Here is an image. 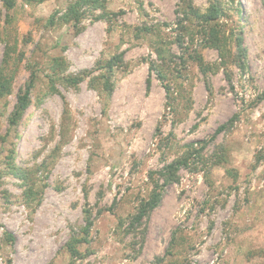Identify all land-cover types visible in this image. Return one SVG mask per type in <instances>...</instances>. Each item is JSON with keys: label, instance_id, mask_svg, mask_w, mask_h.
<instances>
[{"label": "rangeland", "instance_id": "obj_1", "mask_svg": "<svg viewBox=\"0 0 264 264\" xmlns=\"http://www.w3.org/2000/svg\"><path fill=\"white\" fill-rule=\"evenodd\" d=\"M214 1L0 0V264H264V0H220L221 41Z\"/></svg>", "mask_w": 264, "mask_h": 264}, {"label": "trees", "instance_id": "obj_2", "mask_svg": "<svg viewBox=\"0 0 264 264\" xmlns=\"http://www.w3.org/2000/svg\"><path fill=\"white\" fill-rule=\"evenodd\" d=\"M3 3L9 8L13 9L16 6V0H2ZM100 1V0H96ZM189 10L186 11L187 17L191 19H197L202 21L206 25V29L209 33V37L211 41H221L222 40V29L219 21L224 16L223 7L220 0H215L210 7L202 13L200 10L195 9L192 4L188 5ZM72 17L79 19V13L78 10H76V6H70L68 10L65 13V19L67 21L72 20ZM11 18V16H10ZM55 17L52 16L49 20V23H54ZM219 26V28H218ZM235 45H236V53L233 55L234 61L239 65V67L244 66V61L247 55V50L244 46L243 42V36L241 34H237L235 36ZM157 56L161 57L162 52L157 50ZM10 56L7 55V58ZM121 56H114L112 57L107 64L104 66L105 68L108 67L112 69L117 61L120 59ZM151 67L153 70L157 72L158 78L164 83V87L168 89V84L166 82V76L164 75L163 71L159 70V68L156 67V65H153V62L151 64ZM105 75V73H104ZM75 78V77H74ZM38 79V74L36 72H32L30 76V80L28 81L26 87L24 90L21 91V93L18 96V101L15 105L14 111L9 118L10 127L18 125L20 120L22 119L23 115L25 114L26 110L28 109L30 103H31V94L32 90L34 89L36 82ZM11 81L12 76H8L4 72L0 71V96H6L8 93H10L11 90ZM109 80L106 79L104 87L106 89H110ZM225 125L218 128L216 133H219L225 129ZM184 162L182 161H175L171 163L168 167L173 168L175 171L180 168ZM174 173V172H173ZM171 179H167L166 181H169ZM161 201V192L154 190L150 197L147 200H143L141 206L139 207L138 214L133 218V223L131 224L129 230H133L136 226V223H140L144 216L148 214L149 211L155 209ZM91 222L86 226L85 234L88 235L90 229H91ZM72 252L77 253L78 251L76 249H73ZM8 264H11V261H8Z\"/></svg>", "mask_w": 264, "mask_h": 264}]
</instances>
